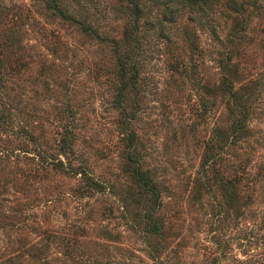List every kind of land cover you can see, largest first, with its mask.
Returning <instances> with one entry per match:
<instances>
[{"label":"rangeland","instance_id":"1","mask_svg":"<svg viewBox=\"0 0 264 264\" xmlns=\"http://www.w3.org/2000/svg\"><path fill=\"white\" fill-rule=\"evenodd\" d=\"M224 1L140 0L135 24L132 0H0V264H264V0ZM126 127L160 188L149 219Z\"/></svg>","mask_w":264,"mask_h":264},{"label":"trees","instance_id":"2","mask_svg":"<svg viewBox=\"0 0 264 264\" xmlns=\"http://www.w3.org/2000/svg\"><path fill=\"white\" fill-rule=\"evenodd\" d=\"M53 5H55V0H50ZM183 3L188 4L189 6H197L198 4H207V0H182ZM50 2V3H51ZM157 2V1H156ZM218 3V2H215ZM224 5L226 8L231 13H239L241 9V3H238L237 0H225ZM142 3L140 0H132V5H131V13L134 17V22L135 24L138 23L139 19L142 16ZM137 27V26H136ZM214 32L216 36H218L217 31H215L214 27ZM236 34H230V36H226L223 38L222 42L225 44L226 47L231 46L234 42L233 37ZM120 48V46H119ZM123 52V60L120 62L121 66V78H120V84L118 88L119 95L118 97H121V101L119 102L120 105H122V108L124 110L129 109L130 112L133 113V109L128 105L130 101L134 100V94L136 91L134 86V79L136 78V72L137 70H133L132 72L128 73L127 67H128V61L126 60V57L128 55L127 49H124V47L120 48ZM119 49V50H120ZM220 65L221 69H223V72L221 74V82L220 85L224 92H226L229 96L228 101H227V107L229 109V113L232 115L231 116V121L230 125L227 127L226 131L229 133L231 136H238V138H241L246 135V131L249 128V122H250V117H248V114L250 112V108H247V105L245 102H243L242 99V94L239 90V88H236L234 86V83L230 79V64L228 63L227 59H221L220 60ZM131 91L133 93L131 94ZM125 100V101H124ZM128 115L126 116L125 120L128 121ZM125 133H126V139L129 142L130 150L128 155L126 156V162L127 164H134V167L132 168L133 170V178L134 182L138 186V192L143 195V196H148L152 201L148 206L146 207L144 215H147V218L149 219L150 215L154 213L155 210V204L159 200L160 197V188L158 185V181L153 177L151 173H149L148 169L144 168L141 166L140 163V153L136 149V144H135V135L133 131L129 128H125ZM63 146L68 148L69 151L72 150L71 148V141L69 143V140L63 141ZM216 153L213 151L211 154H208V158L204 160L202 163V166L204 168L209 169L210 166L213 167V163L216 159ZM58 161H62L61 158H58ZM94 180V184L97 183V180ZM226 187V186H225ZM148 219L145 220L146 223L148 222ZM158 229V223H152L150 222V225L148 228L143 229V233L145 234L144 236L152 235L154 234V231H157Z\"/></svg>","mask_w":264,"mask_h":264}]
</instances>
